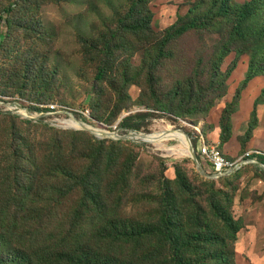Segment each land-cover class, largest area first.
<instances>
[{
    "label": "rangeland",
    "instance_id": "rangeland-1",
    "mask_svg": "<svg viewBox=\"0 0 264 264\" xmlns=\"http://www.w3.org/2000/svg\"><path fill=\"white\" fill-rule=\"evenodd\" d=\"M196 1L149 0L153 34H145L120 28L133 0H0V149L10 127L28 130L36 138L55 133L79 145L80 139L93 142V136L119 155L120 166L127 165L133 149L135 161L123 199L126 215L154 214L162 180L176 179L175 166L189 186L184 200L206 198L213 178L210 164L198 150L203 141L215 143L229 157L264 152V73L245 82L250 52L238 57L234 69L230 68L237 55L230 52L220 70L215 69L228 26L179 36L163 46L165 54L154 67L166 30L187 18ZM148 9L141 14L135 9L125 21L137 22L140 15H149ZM101 59L105 73L96 80ZM26 61L34 63L47 81L24 84ZM179 80L184 88L173 96ZM40 91L50 93L49 98L39 97ZM198 93L203 94L200 103ZM172 99V108L182 101L190 113L177 116L173 110H161ZM226 108L230 139L222 144L218 134ZM139 112L153 114L147 131L119 126L124 117ZM164 130L184 137L198 161L177 139L154 140L152 134ZM120 166L113 169L112 180L119 179ZM213 185L232 197L233 216L244 222L236 243L237 264H264V167L260 161L247 165Z\"/></svg>",
    "mask_w": 264,
    "mask_h": 264
},
{
    "label": "trees",
    "instance_id": "trees-1",
    "mask_svg": "<svg viewBox=\"0 0 264 264\" xmlns=\"http://www.w3.org/2000/svg\"><path fill=\"white\" fill-rule=\"evenodd\" d=\"M148 1L133 0L120 28L153 34ZM135 9L138 14L148 9L149 15L128 24L125 20ZM224 26H228V38L220 44L215 69L220 70L230 52L237 55L230 69L236 68L238 57L250 52L245 82L264 73V0H197L188 8L187 18L166 30L157 46L154 67L165 54L163 46L172 40L190 31ZM33 64L25 65L24 84L46 82L47 76ZM105 68L101 59L96 80L102 79ZM183 88V82L177 81L173 96ZM198 94L200 103L203 94ZM38 95L47 99L50 93L40 91ZM173 104L172 99L160 108L173 110L177 116L190 113L182 101L175 108ZM227 113L226 108L220 120L222 144L230 139ZM152 116L149 112L130 114L119 126L126 131H147ZM255 126L251 124V131ZM27 132L5 129V145L0 149V264H237L236 243L244 222L233 216L232 197L216 191L213 183L234 177L244 167L230 176L210 179L203 200L187 201L189 186L175 166L176 179L162 180L154 214L131 216L123 213V199L130 186L127 175L135 161L133 149L127 165L120 166L116 165L119 155L107 151L104 140L91 136L93 142L80 139L79 145L55 133L36 138ZM192 141L196 147L197 139ZM257 157L264 164V156ZM116 166H120L119 179L112 180L109 176ZM173 185L181 189L174 190Z\"/></svg>",
    "mask_w": 264,
    "mask_h": 264
},
{
    "label": "built area",
    "instance_id": "built-area-1",
    "mask_svg": "<svg viewBox=\"0 0 264 264\" xmlns=\"http://www.w3.org/2000/svg\"><path fill=\"white\" fill-rule=\"evenodd\" d=\"M199 150L202 157L210 164L212 169L211 178L215 180L230 176L247 165L259 163L256 157L264 156L263 152L254 150L246 152L236 158H228L219 146L206 141L202 142ZM260 164L264 167V164Z\"/></svg>",
    "mask_w": 264,
    "mask_h": 264
},
{
    "label": "bare ground",
    "instance_id": "bare-ground-1",
    "mask_svg": "<svg viewBox=\"0 0 264 264\" xmlns=\"http://www.w3.org/2000/svg\"><path fill=\"white\" fill-rule=\"evenodd\" d=\"M151 137V136H150ZM152 137L154 140H162L167 138H174L177 139L180 142V145L185 148L187 151H192L190 147V143L185 139L182 138V136L178 135V133L171 131V130H164L162 132H155L152 134ZM147 138V137H146ZM148 139V138H147Z\"/></svg>",
    "mask_w": 264,
    "mask_h": 264
},
{
    "label": "water",
    "instance_id": "water-1",
    "mask_svg": "<svg viewBox=\"0 0 264 264\" xmlns=\"http://www.w3.org/2000/svg\"><path fill=\"white\" fill-rule=\"evenodd\" d=\"M188 137V136H187ZM192 157L194 158V159H196L197 161H198V159H197V156H196V154L194 153V150H192ZM212 176L211 175H209V178H211Z\"/></svg>",
    "mask_w": 264,
    "mask_h": 264
},
{
    "label": "crops",
    "instance_id": "crops-1",
    "mask_svg": "<svg viewBox=\"0 0 264 264\" xmlns=\"http://www.w3.org/2000/svg\"><path fill=\"white\" fill-rule=\"evenodd\" d=\"M216 132L218 133V131L216 130ZM218 137H219V134H218Z\"/></svg>",
    "mask_w": 264,
    "mask_h": 264
}]
</instances>
